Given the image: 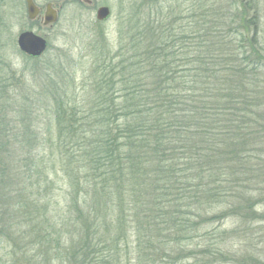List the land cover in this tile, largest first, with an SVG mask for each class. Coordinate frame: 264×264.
I'll return each instance as SVG.
<instances>
[{
  "label": "trees",
  "instance_id": "16d2710c",
  "mask_svg": "<svg viewBox=\"0 0 264 264\" xmlns=\"http://www.w3.org/2000/svg\"><path fill=\"white\" fill-rule=\"evenodd\" d=\"M243 3L239 11L231 8L228 43L225 36L208 40L204 27L201 35L191 36L178 33L173 23L162 21L154 29L150 23L138 25L141 43L122 48L116 65L101 59L88 102L54 105L59 135L56 142L50 137L57 151L51 155H60L72 194L83 188L91 229L71 255L70 249L57 251L60 238L44 235L48 246L55 244L57 258L71 264H122L126 251L127 261H198L197 247L182 242L206 237L197 235L207 216L255 221L249 184L256 180L258 185L262 175L254 145L264 135V31L258 13L251 16ZM153 33L154 40L149 38ZM191 44L195 51L187 50ZM36 109L32 101L22 103L13 121L0 109V153L7 156L0 159V210L5 211L0 233L10 231L12 218L6 213L16 210L6 195L20 191L13 181L18 176L5 164L15 169L22 163L15 162L22 153L17 149L35 147L30 143L40 139L31 126L22 132ZM104 203L108 209L103 211ZM214 207L220 213L210 216ZM109 210L117 211L118 225L125 229L118 227L120 235L108 239L100 228L108 225ZM155 236L157 242L147 246ZM130 242L136 253L130 252ZM203 254L211 260L214 252Z\"/></svg>",
  "mask_w": 264,
  "mask_h": 264
},
{
  "label": "rangeland",
  "instance_id": "374dc122",
  "mask_svg": "<svg viewBox=\"0 0 264 264\" xmlns=\"http://www.w3.org/2000/svg\"><path fill=\"white\" fill-rule=\"evenodd\" d=\"M34 1L41 9V16L31 21L25 0H0V109L7 112V118L13 121L14 112L19 111L20 105L32 101L37 109L31 121L23 124L22 132H29L28 126H31V131L40 138L30 143L35 147L26 145L28 149H22L21 146V149H17L22 152L21 159L15 161H22L17 164L18 169L17 165L14 169L11 164H5L18 176L19 180L13 181L15 185H20V191L12 189L7 193L10 195H6V198L14 201L16 210L6 213L7 218H12L7 224L10 231L0 233V264H71L72 261L69 263L57 258L55 244L48 246L43 239L46 234L53 239L60 238L61 246L57 251L64 253L70 249L71 255L73 249L78 251L77 246L85 242L84 232L91 230L89 221L85 220L87 211L84 209V199L87 196L83 188L72 194L70 178L60 155H51L57 154V151L50 137L56 142L59 135L57 117L52 111L54 105L59 102L65 105L73 104L74 101L77 104L88 102L92 84L102 71L101 59L106 58L107 64L116 65L120 61L122 48H131L138 41L141 43L142 39H136L138 25L150 23V28L154 29L162 21L163 24L173 23L178 33L184 31L191 36L201 35L198 31L204 27L209 33L208 40L216 41L225 36L228 43V22L231 19L228 16L236 8L240 10V1L244 2L245 11L250 12L251 16L258 13L264 31V0ZM48 4L56 10L58 19L52 26L44 27ZM233 5L235 9H231ZM102 7H108L111 12L108 20L103 22L97 20V11ZM28 30H34L48 41V49L40 58H30L18 47L19 35ZM142 30L145 31L144 27ZM153 35L150 34L149 38L154 40L156 35ZM194 44L187 50L195 51ZM117 84L115 89L119 87ZM261 84L264 89V76ZM10 144L9 152L13 146V143ZM254 147L262 158V175L257 179L258 185L256 180L249 184L253 187L249 194L253 196L255 221L241 224L237 219L217 216L211 220L207 216L197 235L207 234L206 237L195 236L191 241L182 242L186 247H197L195 251L201 257L198 261H127L124 243L121 242V249L125 253V256L121 253L122 264H264V135ZM29 148L33 150L29 151ZM0 159L6 161L4 152L0 153ZM23 165L30 166L29 170ZM84 181L81 180L80 187L85 185ZM72 201L75 205L73 208ZM106 201L108 205L111 204ZM105 203L103 211L108 209ZM220 210L214 207L209 215ZM116 213L111 210L106 212L104 218L108 225L100 228V235L109 239L120 235L118 227L125 229L118 225ZM0 214L5 215V211L0 210ZM97 219L101 220L102 215ZM50 224L52 228H49ZM235 229L236 234H233L232 230ZM131 230L130 238H133L135 230ZM154 242H157L156 236L146 245H154ZM129 246L130 252L136 253V244L130 242ZM156 247L162 249L160 243ZM209 251L214 252L212 259H204L203 253Z\"/></svg>",
  "mask_w": 264,
  "mask_h": 264
},
{
  "label": "water",
  "instance_id": "95a60500",
  "mask_svg": "<svg viewBox=\"0 0 264 264\" xmlns=\"http://www.w3.org/2000/svg\"><path fill=\"white\" fill-rule=\"evenodd\" d=\"M25 1L29 20L35 21L39 19L41 16V9L35 4V1ZM110 14L111 12L108 7H102L97 11V20L102 22L106 21L110 17ZM57 19L58 14L56 10L52 8L51 4H48L44 14L43 26H52L57 22ZM17 43L21 52L35 59L42 57L48 49V41L34 31L22 32L18 37Z\"/></svg>",
  "mask_w": 264,
  "mask_h": 264
},
{
  "label": "flooded vegetation",
  "instance_id": "af4514ba",
  "mask_svg": "<svg viewBox=\"0 0 264 264\" xmlns=\"http://www.w3.org/2000/svg\"><path fill=\"white\" fill-rule=\"evenodd\" d=\"M87 2H91L90 0H87ZM28 31H34V30H28ZM25 32V31H24Z\"/></svg>",
  "mask_w": 264,
  "mask_h": 264
}]
</instances>
